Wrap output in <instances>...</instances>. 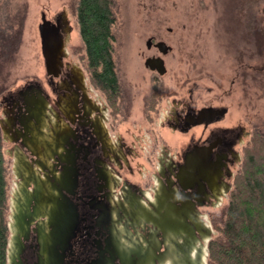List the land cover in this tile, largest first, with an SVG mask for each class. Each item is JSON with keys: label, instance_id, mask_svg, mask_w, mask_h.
I'll return each instance as SVG.
<instances>
[{"label": "flooded vegetation", "instance_id": "flooded-vegetation-1", "mask_svg": "<svg viewBox=\"0 0 264 264\" xmlns=\"http://www.w3.org/2000/svg\"><path fill=\"white\" fill-rule=\"evenodd\" d=\"M74 23L65 8H43L24 74L4 79L12 200L19 186L26 192L10 263L205 264L213 209L229 202L256 149L254 121L226 122L236 80L203 92L183 63L190 56L144 22L131 38L114 33L116 86L105 92L72 41Z\"/></svg>", "mask_w": 264, "mask_h": 264}, {"label": "rangeland", "instance_id": "rangeland-1", "mask_svg": "<svg viewBox=\"0 0 264 264\" xmlns=\"http://www.w3.org/2000/svg\"><path fill=\"white\" fill-rule=\"evenodd\" d=\"M78 3L79 0H0V31L11 40L0 49V96L12 85L4 82L7 73L11 71L13 83L16 74H24L26 58L37 50L36 26L43 8L50 12L65 8L71 12L75 22L72 41L83 43L76 16ZM114 4V33L120 38H131L132 32L142 31L144 22L160 27L164 37L177 42L181 49L177 54L190 56L183 63L192 65L193 79L203 92L208 87L216 93L219 88L228 89L235 79L233 93L226 98L230 105L226 122L243 119L249 129L254 121L257 140L264 139V0H114ZM168 28L173 32L169 33ZM143 36L146 35L134 37ZM128 44L125 51L132 48L131 42ZM174 55L169 56L173 64L177 58ZM253 61L255 70L247 67L245 72L240 66ZM2 146L9 182V226L15 178L6 152L8 145L3 142ZM228 204L214 208L213 213L220 215ZM219 234L214 227L212 238Z\"/></svg>", "mask_w": 264, "mask_h": 264}, {"label": "trees", "instance_id": "trees-1", "mask_svg": "<svg viewBox=\"0 0 264 264\" xmlns=\"http://www.w3.org/2000/svg\"><path fill=\"white\" fill-rule=\"evenodd\" d=\"M114 5V0H79L76 9L89 77L105 92L116 86L112 68ZM7 40L0 31V49L11 41ZM2 145L0 135V264H8L9 182ZM211 218L220 234L209 241L207 264H264V139L259 138L256 149L247 152L229 204Z\"/></svg>", "mask_w": 264, "mask_h": 264}, {"label": "water", "instance_id": "water-1", "mask_svg": "<svg viewBox=\"0 0 264 264\" xmlns=\"http://www.w3.org/2000/svg\"><path fill=\"white\" fill-rule=\"evenodd\" d=\"M17 170V168H16ZM26 198V192L25 190L19 186L18 192L16 194V198L15 201L13 202L11 199V214L9 216V229L10 232L13 230L14 228V224L19 220V214L22 212V209L24 208V201ZM68 219H70L69 217V213H67ZM11 237L9 239V245H8V264L10 263V259H11ZM207 255H208V249H206V261L205 264H207Z\"/></svg>", "mask_w": 264, "mask_h": 264}, {"label": "bare ground", "instance_id": "bare-ground-1", "mask_svg": "<svg viewBox=\"0 0 264 264\" xmlns=\"http://www.w3.org/2000/svg\"><path fill=\"white\" fill-rule=\"evenodd\" d=\"M17 194V193H16ZM13 202L15 201V198L12 200Z\"/></svg>", "mask_w": 264, "mask_h": 264}]
</instances>
